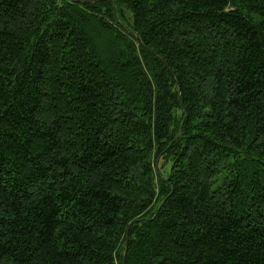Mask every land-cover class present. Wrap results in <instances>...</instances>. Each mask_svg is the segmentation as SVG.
<instances>
[{"label": "trees", "instance_id": "16d2710c", "mask_svg": "<svg viewBox=\"0 0 264 264\" xmlns=\"http://www.w3.org/2000/svg\"><path fill=\"white\" fill-rule=\"evenodd\" d=\"M126 252L264 264V0H0V264Z\"/></svg>", "mask_w": 264, "mask_h": 264}, {"label": "water", "instance_id": "95a60500", "mask_svg": "<svg viewBox=\"0 0 264 264\" xmlns=\"http://www.w3.org/2000/svg\"><path fill=\"white\" fill-rule=\"evenodd\" d=\"M128 245V240H127V244L126 246ZM126 258H127V252L124 254V257H123V264L126 263Z\"/></svg>", "mask_w": 264, "mask_h": 264}, {"label": "rangeland", "instance_id": "374dc122", "mask_svg": "<svg viewBox=\"0 0 264 264\" xmlns=\"http://www.w3.org/2000/svg\"><path fill=\"white\" fill-rule=\"evenodd\" d=\"M161 164H159V167H160Z\"/></svg>", "mask_w": 264, "mask_h": 264}]
</instances>
